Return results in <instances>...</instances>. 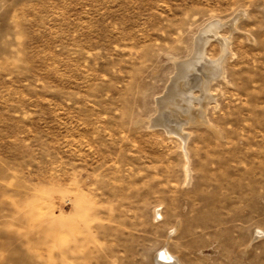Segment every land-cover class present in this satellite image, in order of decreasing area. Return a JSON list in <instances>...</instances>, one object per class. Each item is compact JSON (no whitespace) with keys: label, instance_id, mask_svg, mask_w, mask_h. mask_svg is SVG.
Returning <instances> with one entry per match:
<instances>
[{"label":"rangeland","instance_id":"374dc122","mask_svg":"<svg viewBox=\"0 0 264 264\" xmlns=\"http://www.w3.org/2000/svg\"><path fill=\"white\" fill-rule=\"evenodd\" d=\"M215 19L189 124L156 101ZM260 230L264 0H0V264H264Z\"/></svg>","mask_w":264,"mask_h":264},{"label":"bare ground","instance_id":"6f19581e","mask_svg":"<svg viewBox=\"0 0 264 264\" xmlns=\"http://www.w3.org/2000/svg\"><path fill=\"white\" fill-rule=\"evenodd\" d=\"M241 14H243V12ZM232 16H231L232 20H230V22H229V27H230L231 30H233V28H235L236 21H237L236 19H238V17L235 14H234V16H236L237 18L234 17V16L232 17ZM222 24H225V23L224 22H220L219 20H216V19L209 21L202 28V30L200 32V35L198 34L199 36L197 38L195 36L196 39L194 38L195 39L194 40L195 43L193 45L194 47H193V50H192L193 54L187 59L175 60V68H176L175 72L176 73H175V77L173 76V85H172V87H169V89H168V91H169L168 95L169 96L167 95L168 97L164 96L163 98L157 97L158 99L156 101L157 102V107L156 108H158L159 110H161V109L164 110L165 108H167L165 106H168L170 108V105H172V106H174L177 109L178 114L179 113L180 114L183 113V115H184V117L186 119V122H187V120H188V123H189V122H193L195 120L201 119L202 121H204V123H206L205 121H207L208 119H207V116H205L204 111L206 113L205 109H207V108H205V107H206V104L208 102L207 100H209V98L212 97L210 94H208V89H209L208 86H209V84H211L210 82L216 76H219V75H221L223 73V69H224V67H223L224 63L223 62H224V59L226 57L227 51L230 52V49H229L230 36H228V34H227V36H222L221 38H219V41H220L219 45H220V51H221L220 56L218 58H216V59H213V60L211 59V61H206V57L204 56L205 55L204 54V51H205L204 45H205L206 42H208L209 37L218 35V29L222 26ZM198 70H200V73H199L200 75L195 73ZM202 70L205 71V72H203ZM189 72H191V75H189ZM173 74H174V72H173ZM181 79L183 80V83L185 85H187V88L189 89V92L186 91L187 89L186 90H182V89L178 88V86H179L178 80H181ZM169 85L170 84H168L167 86H169ZM193 85L194 86H198L199 87L198 89L201 90V94H200V98H199L200 100H198L199 101V106L197 108H195L196 109L195 112L191 111L190 110L191 108L189 106V104L191 103V101L194 98V97L191 96V90H190V88ZM211 92H213V91H211ZM165 93H167V92L165 91ZM163 94H164V92H163ZM214 94H215V92H213V95ZM215 97H216V95H215ZM193 103H194V100H193ZM195 103H197V102H195ZM155 106H156V104H155ZM191 106H192V104H191ZM167 110H168V108H167ZM175 110L173 108V111H175ZM170 111H172V110H170ZM158 113H160V112L158 111ZM158 113H157V115H158ZM171 113L173 114V112H171ZM157 115H156V117H158ZM163 115H165V113L162 112V116ZM154 117H155V115H154ZM162 118L163 117H160L159 121L157 120L158 121L157 124H160V125L164 126L166 133L175 134L181 140V144L180 143L179 144L182 147L181 151H183L182 153H183V156H184V163H183L184 182H189L190 179H191L192 170H191V166H190L189 151H188V148L186 146V141H187V138H188V132H186L182 128L183 127L182 125H181L182 126L181 129H178V128L174 129V128H172L173 126L170 127L168 124L165 123V121ZM170 119H172V118H170ZM176 122H178V121H176ZM182 122H183V120H182ZM194 123H196V122H194ZM201 123H203V122H201ZM151 124L153 125L155 123H151ZM185 125H187V124H185ZM158 213H159V211H158ZM172 228H174V227H172ZM174 230H175V228H174ZM260 231L264 233V230H260ZM169 239H170V234L166 237V241H164V242H168ZM161 248L162 249L164 248V251L162 252L160 257L158 256V252H157V255H156L157 259H155V260L161 261V263L172 261V263H174V264H177L175 262H179L178 264H183L182 261L180 260L179 256H176V254L171 252L169 250V248L165 247L164 245Z\"/></svg>","mask_w":264,"mask_h":264}]
</instances>
